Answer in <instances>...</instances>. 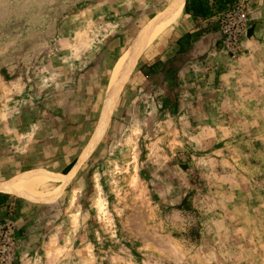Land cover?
Returning a JSON list of instances; mask_svg holds the SVG:
<instances>
[{
    "label": "rangeland",
    "instance_id": "obj_1",
    "mask_svg": "<svg viewBox=\"0 0 264 264\" xmlns=\"http://www.w3.org/2000/svg\"><path fill=\"white\" fill-rule=\"evenodd\" d=\"M170 2L0 0V182L64 174L77 158L73 169L116 97L72 182L52 201L25 198L41 216L13 219L14 264L30 246L37 264H264V66L225 86L196 67L186 77L184 12L110 89Z\"/></svg>",
    "mask_w": 264,
    "mask_h": 264
},
{
    "label": "crops",
    "instance_id": "obj_2",
    "mask_svg": "<svg viewBox=\"0 0 264 264\" xmlns=\"http://www.w3.org/2000/svg\"><path fill=\"white\" fill-rule=\"evenodd\" d=\"M213 1L209 0L210 4ZM248 4L252 25L248 37L243 40L244 52L236 59L221 53L217 14L205 18L193 13L185 14L184 22L175 32L176 42L174 44L176 50H179L181 46L184 48V52L180 53L177 61L184 60L183 66L186 77L196 67L195 70H197L199 77L207 78L208 82L213 83L214 86H225L229 83L240 82L243 78L257 75L256 67L264 66V0H248ZM189 71L190 73H187ZM261 72V75L264 76V69ZM60 118L64 119L63 116ZM33 204L34 202L25 198L0 191V221L8 219L16 221L17 219L19 222L26 223L25 226L28 227L31 219H34L32 223H35L41 216L40 210L32 206ZM26 205L29 208L28 212H25L26 215H20L17 218L20 209H25ZM27 213L32 216H27ZM37 216L39 217L36 219ZM22 238H26V236L22 235ZM43 243L49 248L53 244L50 239L43 240ZM31 247L21 259V264H37L33 258L36 256L35 254L39 253H34Z\"/></svg>",
    "mask_w": 264,
    "mask_h": 264
},
{
    "label": "bare ground",
    "instance_id": "obj_3",
    "mask_svg": "<svg viewBox=\"0 0 264 264\" xmlns=\"http://www.w3.org/2000/svg\"><path fill=\"white\" fill-rule=\"evenodd\" d=\"M185 4L186 0H171L169 5L164 10L159 12L142 27L140 32L132 41L129 50L127 49L128 51L124 58L121 56L122 59L117 63L112 76V82L110 84L111 87L109 86L110 89H113L115 85V87H118V84L116 83L123 76H125V79L123 81H126L129 78L130 74L133 71L136 58L139 56V54L144 52L165 31H167L177 22V20L184 13ZM118 89H120V87ZM110 116L111 111H109V114H107V116H104L100 129H98L95 133L94 140H92L89 147L83 153L82 158H80L81 160L79 161L78 159V164L68 173L56 174L52 172H39L14 177L5 181H1L0 191L12 193L20 197L32 200L52 201L56 199L61 189L72 182L82 162H84V160L88 158V156L96 148L99 140L102 138L105 132V129L107 128Z\"/></svg>",
    "mask_w": 264,
    "mask_h": 264
},
{
    "label": "built area",
    "instance_id": "obj_4",
    "mask_svg": "<svg viewBox=\"0 0 264 264\" xmlns=\"http://www.w3.org/2000/svg\"><path fill=\"white\" fill-rule=\"evenodd\" d=\"M226 7L218 14V34L222 50L231 58L244 52L243 40L252 25L248 0H222ZM17 227L12 219L0 223V264L16 262Z\"/></svg>",
    "mask_w": 264,
    "mask_h": 264
},
{
    "label": "trees",
    "instance_id": "obj_5",
    "mask_svg": "<svg viewBox=\"0 0 264 264\" xmlns=\"http://www.w3.org/2000/svg\"><path fill=\"white\" fill-rule=\"evenodd\" d=\"M186 13H193L196 16L212 17L215 13L209 0H186L185 6ZM179 51L184 52L183 46L180 47ZM77 162V158H74L67 167L63 170V173H68Z\"/></svg>",
    "mask_w": 264,
    "mask_h": 264
},
{
    "label": "water",
    "instance_id": "obj_6",
    "mask_svg": "<svg viewBox=\"0 0 264 264\" xmlns=\"http://www.w3.org/2000/svg\"><path fill=\"white\" fill-rule=\"evenodd\" d=\"M112 100H113V97H112L111 99L109 98V101H108V102H106L107 99L105 100V105H104L103 111H102V113H101V116H102V114L104 113V110H106V109H107V113H106V114H109V111H110V109H111V107H112V105H113V102H114V100H113V102H112ZM101 116H100V118L102 119ZM101 119H99V122H98V125H97V127H96V130H95V132H94L93 137L95 136V133H96V131H97V129H98V126H99V123H100ZM93 137H92V138H93ZM91 140H92V139H91Z\"/></svg>",
    "mask_w": 264,
    "mask_h": 264
}]
</instances>
